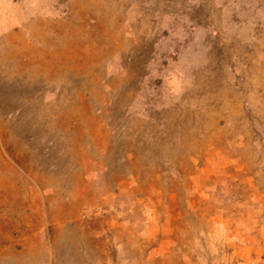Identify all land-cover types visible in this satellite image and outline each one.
I'll list each match as a JSON object with an SVG mask.
<instances>
[{"label":"rangeland","instance_id":"rangeland-1","mask_svg":"<svg viewBox=\"0 0 264 264\" xmlns=\"http://www.w3.org/2000/svg\"><path fill=\"white\" fill-rule=\"evenodd\" d=\"M0 264H264V0H0Z\"/></svg>","mask_w":264,"mask_h":264}]
</instances>
